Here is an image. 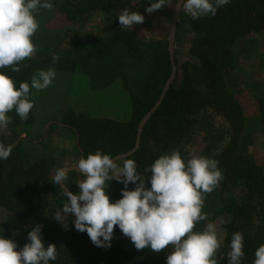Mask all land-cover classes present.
<instances>
[{
    "label": "trees",
    "instance_id": "1",
    "mask_svg": "<svg viewBox=\"0 0 264 264\" xmlns=\"http://www.w3.org/2000/svg\"><path fill=\"white\" fill-rule=\"evenodd\" d=\"M129 5L128 0H81L77 5L64 0L57 11L65 22L94 11L112 13L116 25L113 35L78 41L80 47L75 54L55 56L58 57L55 63L53 56H32L21 62L19 72H12L10 67L2 69L17 87L20 82L30 83L38 71L50 68L80 76L88 90L102 91L116 81L122 84L129 99L125 120L111 121L93 117L89 111L76 113L71 108L62 113V124L74 131L80 158L96 150L115 157L133 149L141 119L160 99L172 72L167 38L148 41L132 29L120 27L115 11ZM263 29L264 0H232L218 9L214 17L198 20L185 14L184 23H177L175 39L177 47H187L184 59H179L175 48V77L142 127L138 147L125 157L134 159L137 171L145 177L146 167L163 153L176 149L185 157L197 154L219 161L223 180L216 192L204 194L202 208L203 213L208 208L212 213L195 227L216 221L219 216L225 217L217 227L222 248L220 264H228L227 253L236 232L243 234L242 264H253L256 249L264 244V168L237 153L242 112L238 102H233L224 79L225 70L237 63L234 42ZM257 112L264 135V97L257 99ZM8 115L12 120L8 128L13 135L22 130H15L16 127L27 126L33 118L32 110L26 120H21L14 111ZM218 115L231 124L232 132L224 147L215 152L213 141L218 137V144L225 132L211 121ZM198 131H204L205 144L193 153L189 144ZM58 167L55 157L37 155L35 149L22 148L19 143L14 145L7 160L0 161V231L3 230L6 238L13 239L28 230V222L34 215L35 190L44 186L51 193L62 190L51 179ZM145 183L150 187L147 180ZM123 187L117 180L108 187L110 201L121 198ZM128 187L131 190L135 184L129 183ZM41 236L45 247L48 244L57 247V259L52 264H166L171 251V245L159 253L147 248L137 250L134 245L126 247L122 239L116 238L109 248L96 247L86 232L74 228L72 221L64 227L52 216L43 222Z\"/></svg>",
    "mask_w": 264,
    "mask_h": 264
},
{
    "label": "clouds",
    "instance_id": "2",
    "mask_svg": "<svg viewBox=\"0 0 264 264\" xmlns=\"http://www.w3.org/2000/svg\"><path fill=\"white\" fill-rule=\"evenodd\" d=\"M232 0H180L182 8L193 20L214 17L218 9ZM168 5V0H151L146 8L152 13ZM52 0H0V129L12 123L10 112L26 120L34 108L32 91L48 88L55 79L54 69L40 70L29 82L19 86L11 76L2 71L11 68L21 70V62L36 52L33 37L39 24L35 14L40 9L51 10ZM119 25L133 29L142 24L144 16L125 10L118 16ZM53 63L58 57L53 56ZM14 145L0 142V161L7 160ZM123 164L109 154L96 150L81 157L76 169L82 175L79 191L74 193L65 187L67 168H58L54 181L63 189L67 203L55 219L67 227L68 218L74 216V228L86 232L96 247H111L116 227L129 237L137 250L150 249L159 253L171 245L166 264H216L215 253L221 246L217 226L208 223L202 231H194L200 221L206 220L202 212L204 194L214 191L223 180L219 161L204 155L185 157L179 149L165 152L144 169L145 177L137 171L134 159L121 158ZM122 182L121 198L110 201L107 183ZM146 180L150 187L146 186ZM129 183L135 184L129 189ZM42 227L37 224L27 234V243L19 248L0 231V264H52L57 259V247L45 244ZM227 253L228 264H242L244 257L243 234H233ZM253 264H264V244L255 251Z\"/></svg>",
    "mask_w": 264,
    "mask_h": 264
},
{
    "label": "rangeland",
    "instance_id": "3",
    "mask_svg": "<svg viewBox=\"0 0 264 264\" xmlns=\"http://www.w3.org/2000/svg\"><path fill=\"white\" fill-rule=\"evenodd\" d=\"M51 10L40 9L35 17L38 21L39 28L33 37L36 45V52L33 56H62L64 54L73 53L80 47L77 46L78 41L87 40L89 37L109 38L115 30L114 22L115 19L112 13L94 11L83 18L77 19L71 22H65L57 11L58 6L63 4L64 0H53ZM72 5L81 4V0H68ZM130 5L124 10L117 9L116 16L121 15L125 10L136 11L144 16L142 24H137L133 27L134 33L148 41H154L160 38H167L169 36L170 24L174 14L175 7L179 0H168V5L163 6L161 9L156 10L152 13H148L146 8L149 6L151 0H128ZM56 6V7H55ZM185 12L181 8L178 14L177 23L183 24L185 21ZM115 17V16H114ZM177 26V25H176ZM242 41L238 39L233 44V52L236 55V65L230 69H226L224 72L225 84L233 102H238L242 112V127L238 137L237 153L250 159L257 167L264 168V135H263V124L257 112V99L264 97V29L255 33H252L250 38ZM176 29L173 42V50H178L179 59H184L186 53V45L182 47L176 46ZM240 39V38H239ZM85 51V50H84ZM240 64V65H239ZM65 78L69 80H60L62 85L57 88L52 85L50 93L53 91L52 97H58L57 102L61 104V113H64L68 109H73V106L81 107L82 110L92 111L93 117H99L103 119H109L111 121H122L127 118L128 113V95L125 92L122 84L119 81L114 82L104 92L98 94H88V91L83 88V79L75 74L63 72ZM72 84H71V79ZM92 91V90H91ZM39 97L42 93L38 94ZM69 98L71 104H68ZM46 97H41L35 100L37 104L36 109L41 110L47 106L48 100ZM53 103V102H52ZM78 104V106H76ZM76 113L81 111L76 110ZM51 115V114H50ZM46 115V117H50ZM211 121L216 128H222L225 132L222 136V141L216 144L218 137L213 141L215 152H219L228 140V135L232 132L229 127L231 124L222 115L214 116ZM8 128V127H7ZM21 127H16L15 130H19ZM197 128V127H196ZM9 129V128H8ZM233 130V127H232ZM197 131V130H196ZM204 131H198L195 133L193 139L189 144V149L193 153L199 152L204 146L203 133ZM57 143V141H51ZM68 145L62 147V149L54 150L51 148L56 156L57 161H63L65 155V148ZM46 153L43 151V153ZM40 154V155H41ZM39 155V154H38ZM75 156V155H74ZM63 158V159H62ZM61 159V160H59ZM122 160V159H121ZM118 160L117 163L122 165V161ZM65 160L68 165V162ZM71 163V162H70ZM77 164V163H73ZM60 166V168H62ZM59 168V167H58ZM57 168V169H58ZM55 175L51 176L54 180ZM83 177L78 170H71L67 173L66 186L68 190L76 193L79 191L78 185L76 184ZM115 181L109 180L107 183L109 186ZM46 186L41 187L34 191L33 198V209L34 215L28 222V230L23 235H15L13 240L17 243L19 248H22L27 243V234L32 227L37 224L41 225L49 217L55 216L58 212L62 211L63 205L67 203V198L64 194L63 189L60 192H54L46 190ZM219 189V186L214 190L215 192ZM216 198V197H215ZM214 198V199H215ZM214 211V210H213ZM212 210L208 208L205 214L209 216ZM2 216L0 212V217ZM75 217L71 216L68 218L67 226L70 221L74 222ZM225 217H217L214 223L217 227H220ZM207 225V224H206ZM206 225H198L194 227V231H202ZM113 234L124 235L118 227L114 229ZM125 236V235H124ZM123 245L130 247L133 245L131 240L123 239ZM222 248L217 250L213 257L216 264L221 263Z\"/></svg>",
    "mask_w": 264,
    "mask_h": 264
},
{
    "label": "crops",
    "instance_id": "4",
    "mask_svg": "<svg viewBox=\"0 0 264 264\" xmlns=\"http://www.w3.org/2000/svg\"><path fill=\"white\" fill-rule=\"evenodd\" d=\"M251 35L245 37L244 39L250 38ZM243 38L238 39L237 42L242 41ZM240 65V64H239ZM56 76L53 80L52 84L42 90H31L32 91V100L34 102V108L32 109L33 118L31 123H29L25 127L19 128L22 129L21 132L18 134L13 135L8 128L0 129V142L7 144H20L22 148H33L36 150L37 155L43 153V151L46 153L41 154L40 156L48 157L53 156L56 158L53 151H51V148L54 150L62 149L65 145H68L65 148V155L63 161H59V168L62 165H68L65 160H71L68 163L72 164L70 166H62V168L65 167H72L75 166L73 163H77L80 159L81 150L76 145V137L74 134V131L70 128L66 127L62 124L61 118L62 113L60 111L61 104L57 102L58 97H52L53 91L50 93L52 85L59 88L62 84V81L60 80H69L68 78H65L63 72L55 71ZM36 74V73H35ZM80 77V76H79ZM83 79V78H82ZM71 79V84H72ZM83 88L88 91V94H93V90H88L86 81L83 79ZM108 88V87H107ZM107 88H105L102 91H96L95 94H98L99 92H104ZM39 93H42L41 97H46V101L48 100L47 106L43 107L40 111L36 109L37 104L35 103V100L40 99L41 97L38 96ZM53 102V103H52ZM68 104H71V100L69 98ZM78 106V104L76 105ZM73 110L76 111H89V113H92V111L89 110H82L81 107H77V109L73 106ZM51 114V115H50ZM46 115H50V117H46ZM57 141V143H52L51 141ZM75 155V156H74ZM61 160V159H59ZM71 162V163H70Z\"/></svg>",
    "mask_w": 264,
    "mask_h": 264
},
{
    "label": "water",
    "instance_id": "5",
    "mask_svg": "<svg viewBox=\"0 0 264 264\" xmlns=\"http://www.w3.org/2000/svg\"><path fill=\"white\" fill-rule=\"evenodd\" d=\"M179 3H180V0H179V2L177 3V5L175 7L174 14H173V17H172V21H171V24H170L169 36H168V50H169V54H170V58H171V62H172L171 75H170V77L168 78V80L165 83V87H164V89H163V91L161 93L160 99L157 101L155 106L141 119V122H140V125H139V129H138L137 142H136L135 147L133 149H131L130 151L126 152V153H122V154H119V155L113 157L116 161L121 160L122 157L123 158L127 157L132 152H134V150L138 147V141H139V136H140L142 127L144 126L145 122L150 117V115L155 111V109L160 104L161 99L164 96L165 91L167 90V88L169 87V85L171 84L172 80L175 77L176 66H175L174 61H173V59H174V57H173L174 56L173 42H174L175 29H176V25H177L178 14H179V12H178ZM65 168H67L68 171L77 170L75 166L65 167ZM113 238L122 239V240L123 239L130 240L129 237L124 236V235H118V234H113Z\"/></svg>",
    "mask_w": 264,
    "mask_h": 264
}]
</instances>
